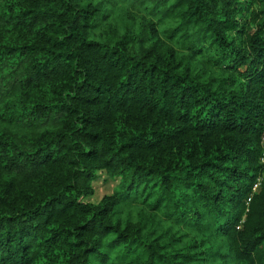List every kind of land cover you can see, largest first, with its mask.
<instances>
[{
	"label": "trees",
	"instance_id": "1",
	"mask_svg": "<svg viewBox=\"0 0 264 264\" xmlns=\"http://www.w3.org/2000/svg\"><path fill=\"white\" fill-rule=\"evenodd\" d=\"M20 2L29 7L22 9L18 14L16 27L27 28L29 35L35 31L36 42L22 46L4 45L0 48V60L17 52L21 56H32L37 52L52 54L54 60L46 61L40 71L25 81L26 85H33L35 80L34 86L38 87L43 80L63 75L65 59L80 57L76 73L79 75L83 72L88 79L83 84L73 86L76 94L64 98V103L54 106L37 105L38 109L46 110L49 114L59 109L57 119L67 114L65 127L69 128L71 135L61 132L49 143L46 150H42V155L35 154L23 161L16 157L5 166L9 171L15 170L23 179L19 182L14 179L9 183L5 195L0 196V264H33L39 255L38 250H35L37 241L47 234L49 235L44 241L48 248V255L44 257L46 262L50 255L53 264H90L92 258L100 259L101 264H106L109 253H100L99 247L104 237L113 231H119L121 222L113 224L108 218L111 197L104 195L103 208L85 199L94 194V181L101 173L119 182L117 170L121 169L126 158L117 159L119 153L110 156L111 144H102L104 137L100 133H94L92 129L104 124L105 132H108L107 125L113 123L116 111L125 108V105V110L128 111L125 123L139 119L137 112L146 108L148 118L152 115L160 118L153 124L154 130L130 137L121 147V151L130 150L134 156H143L149 150L159 149L161 154L170 152L175 146L177 154L180 155L185 150L186 142L183 137L160 132L156 124L166 119L169 123L178 120L186 125L190 118V108L208 99L209 93L194 82L185 83L187 76L176 71L180 64L170 66L172 58L176 55L173 49H169L167 55L163 52L157 53L154 63L149 64L142 60L133 65L127 81L121 82L120 88L112 93L114 85L106 86L108 78L104 73L126 66L127 61L121 63L122 57L117 60L111 57L97 60L94 53L98 49L93 47L97 42L87 41L78 44L74 52H53V49L63 48L69 43L75 44L80 39L81 31L87 32L99 26L94 20L97 10L93 9L91 4L85 8H76V15L69 24L68 13L76 7L79 0ZM161 3H167V0H161ZM185 5L191 13L186 23L192 26L202 25L198 30L197 39L192 43V55L186 59L194 58L197 52L204 53L212 46H218L221 55L215 60V64L231 73L224 84L231 87L239 77L246 81L239 91L228 96L212 94L216 102L209 100L212 108L198 127L211 130L219 128L225 132H243L254 127L258 120H264V0H176V3L165 11V15H171ZM13 18L15 17L10 16L6 23H10ZM0 20H3L2 16ZM37 24L43 26L37 29ZM65 24L68 26L64 27ZM183 27L182 25L171 31L169 40ZM60 36L63 38H59ZM48 45L52 47L49 48ZM23 63L24 61H21V64ZM67 67L70 68L71 65ZM189 67L190 65L185 68V72ZM224 90L227 91V88ZM105 100L110 110L94 109V104L98 105ZM80 108L85 111L76 116V123L80 124V127H76L71 117L76 115ZM180 108H189V112L181 114ZM202 112L203 109L200 114ZM121 135L126 133L122 132ZM207 135L208 133L202 140L206 139ZM108 139H111V135ZM232 139L234 138H228L230 151L218 145L213 146V151L210 141L205 143L204 147L193 142L192 150L185 157L192 163L184 166L183 176L172 175L175 171L172 166L174 157L168 167L163 169L162 180L165 184L170 186L172 182H178L185 188L192 189L191 193H183L182 199L184 205L191 200L192 204L197 205L195 209L185 207L179 201L174 207L165 205L161 227L166 231L151 233L150 236L155 235L156 240L148 243L138 235L134 236L132 229L135 226L129 221L127 228L120 232L108 247L113 248L128 241L131 242L129 252L134 251L132 245L146 247L151 257L150 264H207L208 257L198 253L202 242L195 238L192 243L187 242L189 233L185 229L202 233L211 231L213 235L226 234L229 228L234 227L240 220V213L235 211L236 208L251 197L257 178L261 174L264 175V165L258 164L257 156L250 150H245L243 146L236 147L231 142ZM53 144L56 146L53 147ZM0 145L6 150V141L0 139ZM85 145L88 146L87 150ZM162 162L163 157L160 163ZM245 163H248L247 168L242 167ZM69 165L73 166L74 170L69 169V173L65 174ZM144 167L146 165H139L138 170ZM180 167V163L176 162V168ZM45 169H52L49 173L51 183L48 186L51 188L63 184V191L47 204L38 205L23 186L35 181ZM151 170L160 171L158 168ZM135 184L134 180L127 186V191L121 194V199L134 197ZM262 191L264 178L259 192L252 196L253 212L250 214V222L255 220L256 231L264 230V201H261L260 196ZM151 195L152 193H149V196ZM9 197L13 199L10 201ZM165 199L166 197H160L154 201L149 206L150 210L155 212L160 209ZM96 209L99 211H95ZM90 213H93L91 218L88 216ZM170 225L184 231V235L169 236L172 232ZM136 231L142 229L137 228ZM93 236L99 237L95 243L91 240ZM181 242H184L183 247H173ZM223 255L219 251L211 253L212 258Z\"/></svg>",
	"mask_w": 264,
	"mask_h": 264
},
{
	"label": "clouds",
	"instance_id": "2",
	"mask_svg": "<svg viewBox=\"0 0 264 264\" xmlns=\"http://www.w3.org/2000/svg\"><path fill=\"white\" fill-rule=\"evenodd\" d=\"M175 3L176 0H167V3H161V0H79L76 7L68 13V23L70 24L72 18L75 17L76 8H85L91 4L92 8L97 10L94 20L99 26L87 32L81 31L80 39L75 44L69 43L63 48L53 49V52L57 54L68 53L74 52L77 45L84 41L97 42L93 45L94 48L98 49L94 53L95 59L111 57L113 60H117L122 57L121 63L127 61L126 66L117 67L114 71L104 73L108 78L106 86L114 85L112 93L120 88L121 82L127 81L133 65L142 60H146L149 64L154 63L157 53L163 52L167 55L169 49H173L176 55L172 58L170 66L174 67L175 64H180L176 71L187 76L185 83L194 82L207 89L209 93L208 99L202 100L190 108V118L186 125L181 124L178 120L169 123L166 119L156 124V128L160 132L183 137L186 142L185 150L180 155L177 154L175 146L170 149V152L161 154L159 149L149 150L143 156L139 154L134 156L130 150L121 151V147L130 137L139 135L144 131L152 132L154 130L153 124L160 118L157 115L148 118L146 108L142 112H137L139 119L125 123V118L128 116V111L125 110L127 105H125V108L116 111L113 123L107 125L108 132H105L106 125L104 124L92 129L94 133H100L104 137L101 140L102 144L105 142L111 144L110 156L119 153L117 159L126 158L124 165L117 170V174L120 176L118 184L111 191L93 200V203L99 204L100 208H103L105 206L102 203L104 195L111 197L108 218L113 224L121 222L119 231H113L104 237L99 247L100 253H109V260L106 264H150L151 257L146 247L132 245L134 251L129 252L130 241L122 242L113 248L108 247L120 232L127 228L129 221L135 226L132 229L134 236L138 235L140 239L151 243V241L156 240L155 235L150 236L151 233L159 234L160 231H166L161 227L165 205L174 207L179 201L185 207L193 209L197 207V205L192 204L191 200L188 201L187 205L183 204V193H191L192 189H187L178 182H172L169 186L162 180L163 169L168 167L169 162L173 161V157L175 162L172 166L175 171L172 172V175H184V166L192 163L185 157L192 150L193 142L204 147L205 143L210 141L213 151L215 150L214 145L230 151L228 138H234L231 142L236 147L243 146L245 150H250L257 156L258 164H264V120H258L254 127L243 132H225L219 128L211 130L206 127H198L202 123L203 117L209 115L208 110L212 108V103L216 102L215 96H228L232 92L239 91L246 81L243 77H239L231 87L224 84L231 73L222 70L215 64V60L219 59L221 55L218 46H212L210 50L204 53L197 52L194 58L186 59L192 55L191 46L193 41L197 39L198 30L202 25L192 26L186 23L191 16L187 5L177 9L171 15H165V11ZM158 4L160 5L159 8L157 7ZM257 6L259 7V5ZM27 7L29 5L21 3L20 0H0V16L3 17V20H0V48H3L4 45L22 46L25 43L33 44L36 42L35 31L29 35L27 28L16 27L19 20L18 14ZM37 10L39 11V9ZM184 13L188 14L184 15ZM10 16L15 18L10 23H6ZM182 25L184 27L181 31L172 40H169L171 31ZM42 26L37 24L36 28L39 29ZM67 26V24L64 25V27ZM186 33L187 35H185ZM59 38H63V36ZM48 47L51 48L52 46L48 45ZM79 59L80 57L72 60L65 59L63 75L43 80L38 87L34 86L35 80L33 85H26L25 81L29 76H34L36 72L40 71L46 61L54 60L52 54L37 52L32 56L27 54L21 56L17 52L15 55L0 60V139L7 142L6 150L3 145H0V196L5 195L9 183L14 179L18 182L23 179V176H18L15 170L9 171L5 168L10 160L19 157L23 161L35 154L42 155V150H46L49 143L55 140L61 132H67L71 135V132L68 131L69 128L65 127L68 120L67 114L57 119L59 109H55L49 114L46 110L38 109L37 105L49 104L54 106L62 104L64 98L76 94L73 86L83 84L88 79L83 72L79 75L76 73ZM21 61L24 63L21 64ZM226 63L227 61H225ZM67 65H71V67L69 68ZM189 65L188 71L185 72V68ZM89 83L91 84L92 81ZM225 88L227 91L224 90ZM209 100L212 103H209ZM113 103H115L114 100ZM93 107L100 111L110 110L107 100L98 105L94 104ZM201 109H203L202 114H200ZM84 111V108H80L76 115L71 117V121L75 123L76 127H80V124L76 123V116L81 115ZM179 111L183 114L189 112V108H180ZM73 130L71 129V131ZM122 132L126 135L122 136ZM206 133H208L206 139L202 140ZM110 135L111 139H108ZM52 146L55 147L56 145L53 144ZM84 147L87 150L88 146L85 145ZM162 157L163 162L160 163ZM176 162L180 163V168H176ZM139 165H146V167L138 170ZM242 167L247 168L248 163L243 164ZM153 168H158L160 171H152ZM69 169L74 170L73 166L69 165L65 169V174L69 173ZM51 172L52 169H45L35 181L23 186L38 205L47 204L49 200L63 191V184L51 188L48 186L51 183L49 178ZM134 180L136 182L133 186L134 197L127 200L121 199V194L127 191V186L132 184ZM149 193L152 195L149 196ZM260 196L261 201H264V191L260 192ZM160 197H166L162 207L155 212L151 211L149 206L154 201L159 200ZM11 199L13 197H9L10 201ZM23 206L22 202L21 207ZM95 211L98 212L99 209ZM235 211L240 213V220L234 227L229 228L226 234L213 235L211 231L202 233L197 230L185 229L189 233L186 241L192 243L193 238H195L202 242L198 253H203L208 257L207 264H264V230L256 231L254 228L255 220L252 219L250 222V214L253 212L252 197H249ZM91 215L93 213L88 215L89 218ZM170 227L172 232L169 233V236L184 235V231L175 225H170ZM137 228L142 229V231L137 232ZM48 235H43L38 239L35 250H38L39 255L33 264H53L50 255L47 262L44 259L45 255H48V248L44 245ZM97 239H99L98 236L91 237L93 243ZM183 246L184 242H181L180 245L173 247ZM168 251L170 253L171 249ZM217 251L224 255L212 258L211 253ZM90 264H101V260L92 258Z\"/></svg>",
	"mask_w": 264,
	"mask_h": 264
},
{
	"label": "rangeland",
	"instance_id": "3",
	"mask_svg": "<svg viewBox=\"0 0 264 264\" xmlns=\"http://www.w3.org/2000/svg\"><path fill=\"white\" fill-rule=\"evenodd\" d=\"M117 182V180L107 176L104 173H101L100 177L96 181H94V194L87 197L85 200L93 202L94 199H98L101 195L111 191L112 188L115 187Z\"/></svg>",
	"mask_w": 264,
	"mask_h": 264
},
{
	"label": "built area",
	"instance_id": "4",
	"mask_svg": "<svg viewBox=\"0 0 264 264\" xmlns=\"http://www.w3.org/2000/svg\"><path fill=\"white\" fill-rule=\"evenodd\" d=\"M264 165V164H263ZM263 178H264V175L261 174L258 178H257V181L255 182L254 186H253V192H252V195L251 197L259 192L260 188H261V185H262V182H263Z\"/></svg>",
	"mask_w": 264,
	"mask_h": 264
}]
</instances>
